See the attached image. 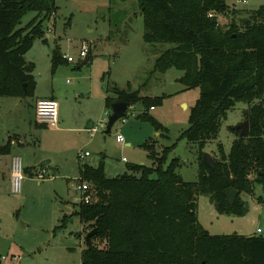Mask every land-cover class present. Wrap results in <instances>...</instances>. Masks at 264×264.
Instances as JSON below:
<instances>
[{
	"label": "trees",
	"instance_id": "1",
	"mask_svg": "<svg viewBox=\"0 0 264 264\" xmlns=\"http://www.w3.org/2000/svg\"><path fill=\"white\" fill-rule=\"evenodd\" d=\"M137 4L143 40L171 44L155 57L152 72L176 68L187 88H199L180 135L198 144V178L185 181L176 172L180 159H168L174 145L157 152L154 144L145 142L151 165L129 164L116 176L106 175L103 161L81 164L79 180L89 182L98 199L79 203L73 211L90 223L89 230H97L81 251L80 264H264V235L210 234L197 213L198 195H207L218 213L243 216L248 207L241 195L264 187V5L246 11L239 24L235 16L240 10L225 0ZM56 10L55 0H0V97L33 95L35 65L25 54L36 39L45 37L44 23ZM29 12L34 14L23 24ZM219 15L229 16L228 21L221 23ZM90 60L88 52L85 63ZM51 61L54 72L66 59L55 49ZM112 90L104 100L108 110L114 101L127 102L128 107L140 102L143 109L137 116L159 129L149 110L161 104L164 95L143 96L130 84ZM237 102L250 105L244 111L249 132L240 138L239 130L230 127L236 138L229 151L218 143L219 159L208 167L203 149L217 138L222 119ZM9 147L7 141L0 152L8 153ZM229 187L239 192L232 205L223 194ZM65 220L64 214L58 227H64Z\"/></svg>",
	"mask_w": 264,
	"mask_h": 264
},
{
	"label": "rangeland",
	"instance_id": "2",
	"mask_svg": "<svg viewBox=\"0 0 264 264\" xmlns=\"http://www.w3.org/2000/svg\"><path fill=\"white\" fill-rule=\"evenodd\" d=\"M225 1L230 8L240 10L235 16L239 24L246 11L264 5V0ZM55 4V14L44 23L47 43L36 39L25 54V59L35 65L37 85L33 95L0 97V145L8 136L13 137L11 151L0 153V264H80L81 251L86 247L84 236L90 228V223L73 214L78 207L73 201L78 196L74 189L79 183L77 154L83 150L91 156L82 162L96 166L103 161L107 176H116L127 171L129 164L151 165L145 142L154 144L157 152L174 145L168 159H180L176 172L185 181L198 178V144L180 135L188 126L199 88H187L180 81L182 71L176 68L152 72L155 57L171 44L143 40L137 0H55ZM33 14L27 13L22 23ZM228 19L218 16L221 23ZM82 45L88 47L91 60L77 70V64L85 58L79 56ZM55 49L73 61L59 64L52 72ZM128 84L131 90L140 88L143 96L164 95L162 103L149 110L160 125L158 130L137 116L143 109L138 102L126 109V115L113 124L110 132H104L100 121L106 122L111 113L110 109L106 114L104 98L113 95V88L127 89ZM51 88L56 89L58 122L55 127H39L35 101ZM249 107L237 102L222 119L217 138L208 141L203 151L219 159L217 145L221 143L228 152L236 138L230 127L245 121L244 111ZM88 120L98 131L91 134L84 127ZM72 126L82 128L65 129ZM118 133L123 143L116 141ZM18 138L21 144H17ZM12 155H19L28 168L18 195L10 192L4 176ZM44 160L50 163L39 166ZM34 169L45 171V179L37 180ZM91 186V201H96L98 196ZM241 197L247 203V212L234 216L218 213L207 195H198L199 222L210 234L239 230L246 235H264V187L257 186L255 194L243 193ZM64 214L65 225L60 228ZM258 227L261 232H256Z\"/></svg>",
	"mask_w": 264,
	"mask_h": 264
},
{
	"label": "built area",
	"instance_id": "3",
	"mask_svg": "<svg viewBox=\"0 0 264 264\" xmlns=\"http://www.w3.org/2000/svg\"><path fill=\"white\" fill-rule=\"evenodd\" d=\"M88 54V47L86 45H82L79 56L85 57ZM66 61L71 62L73 59L71 57H67ZM153 108V107H152ZM108 114V113H106ZM35 120L38 124L44 126H56L58 122V104L55 99L45 98L39 99L36 102L35 106ZM107 122V121H106ZM106 122L102 119L100 121V125L105 127ZM91 134L98 131V127L92 125L90 128ZM116 141L119 143L124 142L123 136L118 133L116 135ZM90 153L88 151H84L79 156L86 157L89 156ZM123 160L125 158L123 157ZM25 167L23 166L22 159L19 155H12L10 160L9 167V188L12 194H19L22 189V182L24 179ZM36 178L39 180L45 179V171L35 172ZM75 191L77 193V197L74 196L73 201L79 203H90L91 195H90V183L84 180H79V183L75 186ZM256 232H261L260 228L256 229Z\"/></svg>",
	"mask_w": 264,
	"mask_h": 264
},
{
	"label": "water",
	"instance_id": "4",
	"mask_svg": "<svg viewBox=\"0 0 264 264\" xmlns=\"http://www.w3.org/2000/svg\"><path fill=\"white\" fill-rule=\"evenodd\" d=\"M43 43H47V39H42ZM87 61V57H85L82 61V64H84ZM128 108V103L123 101H114L111 104V113L107 118L106 126L104 129V132H110L111 127L113 124L119 119L125 116L126 109ZM93 123L92 121H89V123L86 125V129H90L92 127ZM232 129L239 130V137L242 138L249 132V122L248 120H245L242 123H238L232 126ZM203 163L208 167H213V158L210 153L204 152L202 157ZM49 163V160L42 161L39 166H44ZM238 190L232 187L226 188L223 191V194L227 198L228 202L232 205L236 199V196L238 195ZM97 232L96 228L89 230L85 236L84 241L86 244L89 243L90 237ZM201 264H206L205 262H202Z\"/></svg>",
	"mask_w": 264,
	"mask_h": 264
},
{
	"label": "crops",
	"instance_id": "5",
	"mask_svg": "<svg viewBox=\"0 0 264 264\" xmlns=\"http://www.w3.org/2000/svg\"><path fill=\"white\" fill-rule=\"evenodd\" d=\"M141 15V14H140ZM90 52V51H89ZM85 57H87L88 58V54L85 56ZM66 62H68V61H66ZM76 69L77 70H79L80 69V66H78V64H77V66H76ZM36 85H37V82H36ZM35 89H36V86H35ZM35 89H34V91H35ZM45 98H52V99H55L56 101H57V95H56V89H54V88H51V90H50V92H48L47 94H45L44 96H42V97H40V98H38L36 101H35V103L39 100V99H45ZM104 100H105V98H104ZM104 106H105V102H104ZM154 108V107H153ZM153 108H151V109H153ZM105 111H106V113H108V109L105 107ZM89 121H91V120H88L87 122H86V125L89 123ZM36 124V123H35ZM86 125L84 126V127H86ZM36 126H39V125H37L36 124ZM39 127H43V126H39ZM55 127V126H54ZM80 128H82V126H72V127H66L65 129L66 130H69V131H72V130H74V129H80ZM157 134V133H156ZM7 141H10V147H9V152L11 151V147H12V144H13V137L12 136H8V140ZM7 143V142H6ZM5 143V144H6ZM17 144H21V141L19 140V138H18V141H17ZM128 145V144H127ZM1 146V145H0ZM84 151H88V150H83V152ZM8 152V153H9ZM89 152V151H88ZM1 153V152H0ZM3 153H5V152H3ZM82 152H79L78 154H77V165H78V174H79V166L81 165V164H83V163H85V164H87L86 162H82V160H84V159H86L87 157H90L91 156V153H90V155L89 156H86V157H80L79 155L81 154ZM68 162H70V161H68ZM49 163H50V160H49ZM63 163H66V161H63ZM89 165H91V164H89ZM106 167V166H105ZM26 168V170L28 171V168L27 167H25ZM56 169H58L59 170V168L58 167H56ZM36 170L37 169H34V173L36 172ZM115 170H116V168H115ZM105 173H106V169H105ZM32 174V173H31ZM107 175V174H106ZM4 176H6L7 177V179L9 180V166H8V168H7V170H6V174H4ZM63 176H65V177H69V176H67V175H63ZM55 176H51L50 178H54ZM111 177V176H110ZM69 179V178H68ZM80 179V176L78 175V180ZM37 180H39V179H37ZM202 225V224H201ZM205 229H206V227L204 226V225H202ZM259 228V227H258ZM83 229V228H82ZM257 229V228H256ZM207 230V229H206ZM208 231V230H207ZM233 232H236V233H238V234H242V235H246V234H243V233H241V232H239V230H234ZM250 235H253V234H249V235H246V236H250Z\"/></svg>",
	"mask_w": 264,
	"mask_h": 264
}]
</instances>
